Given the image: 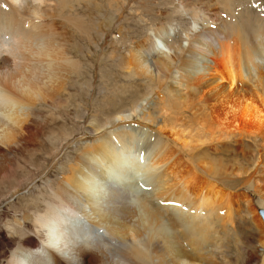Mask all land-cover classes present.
Returning <instances> with one entry per match:
<instances>
[{
    "label": "bare ground",
    "instance_id": "obj_1",
    "mask_svg": "<svg viewBox=\"0 0 264 264\" xmlns=\"http://www.w3.org/2000/svg\"><path fill=\"white\" fill-rule=\"evenodd\" d=\"M106 1L121 17L126 6L123 9L119 2L129 3V0H112L115 4ZM218 1L223 3L213 12L184 4L185 0L173 6L176 13L186 11L187 7L193 20L203 19L205 26L200 30L193 26L192 34L184 43L174 42L172 34L176 28L172 23L156 29L154 26L147 41H142L145 44L133 47L124 60L126 76L148 75V79L169 93L176 112L188 105V97L191 103L195 100L197 105H206L199 101L200 96L193 94L199 88L214 95L222 105L212 122L218 124L220 134L236 132L235 135L244 136L247 133V137L258 135L263 140L260 155L256 156L258 166L253 171L254 178V174L260 173L259 165L264 174V21L256 14L251 15L250 5H245L249 4L248 0ZM82 2L91 4L95 0H0V177L12 166L28 170L31 165L36 166L31 160L49 153L53 165L59 164L60 171L58 180L49 177L47 193L39 194L48 199L37 200L30 214L35 232L29 246L12 245L8 264H108V261L115 264L114 258L122 264H264V235L258 241V248L252 244L248 253L244 249L243 261L238 257L233 262L230 246L225 243L226 239L230 240L224 233L232 230H227L226 224L234 221L232 208L237 194L213 176L216 173L213 164L218 165L220 159L207 162L200 154L198 158L192 152L187 153L183 148L190 142L181 141V136L170 138L162 124L155 131L163 145L157 149V145H149L148 151L141 150L135 144L136 132L140 130V134L149 135L152 129L144 124L156 121L155 116L148 113L141 116L143 125L131 124L129 119L141 112L138 105L111 115L107 123L98 126L104 128L103 134L97 140L85 142L80 154L66 165L56 158L61 148L70 144L71 134L64 126L60 128V151L53 152L60 144L46 148L42 135L47 125L56 124L58 119L63 125H67L69 119L73 126L81 125L72 122L83 117L78 115L81 106L72 93V90L76 93L74 89L80 78L84 73L89 74L85 85L88 90L96 83L91 64L84 65L73 56L75 30L92 38L89 29H83L85 19L82 21L83 17L78 15L77 8ZM137 5L134 13L139 12L144 18ZM209 51L215 60H209ZM195 52L204 57V52L209 55L198 62L199 57L188 55ZM155 54L158 57L151 58ZM221 62L223 70L218 69ZM178 63L180 68H176ZM196 66L198 71L194 70ZM243 68L247 72L246 84ZM177 72H180L179 77ZM169 80L182 82L179 83L182 89ZM150 87L153 88V84ZM201 115L196 114L197 124L209 126L206 118H197ZM167 124L174 129L173 122L167 120ZM86 130L93 134L94 126L93 131L90 127ZM210 132L214 134L215 129L210 128ZM252 156L254 159L255 155ZM99 158L111 164L115 162V171L101 170ZM132 166L146 173L143 180L152 191L144 194L140 188L144 195L140 196L139 191L136 197L141 183L126 179L129 173L124 174ZM199 169L204 171L203 179L198 174ZM252 178L246 179L248 185ZM259 179L264 181V176ZM131 183L136 184L135 189ZM255 190L260 196V206H264V188L256 186ZM241 194L248 203L247 211L257 218L263 232L262 209L259 212L249 196L240 193V198ZM79 201L82 206H76ZM41 203L45 206L43 209ZM75 207H82L77 216L70 213ZM46 220L50 221V231L43 229ZM17 221L20 231L25 230L26 218ZM63 223L68 224L71 231L62 232ZM59 227L61 233H57ZM83 227L90 231L82 230ZM100 229L102 231H97Z\"/></svg>",
    "mask_w": 264,
    "mask_h": 264
},
{
    "label": "rangeland",
    "instance_id": "obj_2",
    "mask_svg": "<svg viewBox=\"0 0 264 264\" xmlns=\"http://www.w3.org/2000/svg\"><path fill=\"white\" fill-rule=\"evenodd\" d=\"M180 1L184 2V0H129L128 4H123L121 1L119 2V6L122 8H125L126 6L122 17L121 13H115V9L109 7L110 3H107L106 0H95V2L91 4L82 2L77 8L78 15L83 17L82 21L85 19L86 22L83 24V29L85 31L89 29L90 34L92 35V40L87 36V34L84 35L83 31H76L73 27L68 25L69 29L75 30V33H73L74 37L72 36V46H74L73 56H76L75 58L78 57L84 65L91 64V73L95 76L96 83L93 87H91L92 89L90 88L91 91L88 90L85 85L90 76L89 74L84 73V75L80 78L79 85H77L76 89H74L76 90V93L72 90V93L75 94L74 100L77 104H79V106H81L82 110L81 113L79 112L80 114L78 113V115L83 116L82 119H79L76 122L72 120V122L81 125L73 126L70 119L68 120V123H66L67 125H63L62 123L64 122L61 119H58L56 124L52 123L45 127L42 139L45 142L46 148L56 147L60 144L62 139L60 128L64 126L67 129V132L71 134L69 146L61 148L60 144L53 150V152L55 150L58 152L60 151L59 148H61V152L56 158L62 159L63 164L66 165L70 159L80 154L79 152L82 150L85 142L97 140L103 134L102 132L104 128H98V126L102 123H107L117 112L129 111L135 107V104L138 105V107L141 108V112L129 119L131 124L137 125L140 123L143 125L144 122H142L141 116L149 114L155 116L156 121L154 122L155 125H153L154 123L145 122L146 124L144 125H147L152 129L149 130L147 128L150 132L149 135L146 136L144 133L140 134V130L136 132L137 138L135 139V144L140 146L141 150L148 151L149 145H153V147L157 145L155 146L156 149L160 147L162 144V138L157 136L158 134L155 130L162 124L168 129L167 134L170 138L176 139L177 136H181V141L188 140L190 142H188L190 145L187 143L188 147L183 148V150H186L187 153L192 152V154L197 157L200 154L207 162H211V160L217 161L220 159L218 161L219 163H217L218 165L212 163L215 165L216 169V173L213 176L220 181L224 187L232 190L234 194H237L236 199L234 200V208H232L234 221L232 224H226L227 230H232H229V233H224V235L228 234L226 237H229L230 240L226 239L225 243L230 246L233 262H235L238 257H240L239 261H243L245 256L242 257L241 255L244 253H241L244 252V249H246V252L248 253L250 249H252V244L258 248L260 246L258 241L262 237L261 235H264V229L263 232H261L259 225L256 222L257 218H254L253 214L251 215V213L247 211L248 203L244 201L245 196L241 194L243 195V199L240 198L241 196L239 197L240 193H244L246 196H249L253 206H256L259 212L260 208H264V206H260V196L255 190L256 186L264 188V181L259 179L260 176H264L262 173L263 167L261 165H259L260 173L254 174V178H252L253 171L255 167L258 166L256 156L260 155L261 143L263 142L262 138L258 135L252 136V134L250 137H247V133L244 134V136L235 135L236 132H233L234 134L232 133V135L231 133L229 135L227 132L220 134L221 132L217 131V128L219 129L218 124H214L212 122H214V116L222 105L217 102L214 95L207 93L203 88L197 89V91L193 94L200 96L199 101L206 102V105H203V107L200 104L197 105L198 102L195 100L192 101V104L191 97H188L186 101V105H188L182 107L176 112L175 105L172 102V98L169 97V93L164 89L159 88L158 86L160 84L153 82L150 78L148 79V75L142 77L126 76V64L124 60L128 59L129 52L133 47L138 44H145L142 41H147L146 38L154 26V29H156V27L158 28L166 23H172L176 28L174 30L175 32L173 31L174 35L172 34V38H174L175 43H184V41L189 38V35L192 34V30L194 29L193 26L198 27V30L205 26L203 19H200L198 22L193 20L187 7L186 11L176 13L175 7L173 6H176V4ZM248 1L249 4L246 2L245 5H250L251 15L252 13L254 15L256 14L262 19V21H264V0ZM110 2L115 4L112 0H110ZM221 3L223 2L218 0H216V2L215 0H185L184 2V4L187 5L194 4L199 8L201 7L207 12L218 10ZM135 4H138L137 6L141 8V12L143 11L142 14L144 15V18L141 14H139V12H137V14L134 13V8L136 7ZM220 12H222V16L225 14L222 8ZM201 17L204 18L205 16L201 15ZM206 20L208 19L206 18ZM236 21H238V19H236ZM64 29L67 30V27H64ZM69 36H71V33H69ZM191 41H193V39ZM204 53L206 57L201 56L198 52H195L193 55L188 53V55L190 54L189 57H199L198 62H202V59L208 58L207 56L210 54V51L209 54L206 52ZM204 53L202 54L204 55ZM210 56H212V58ZM210 56V61L216 59L213 55L210 54ZM153 57H158V55H152L151 58ZM222 64L223 62H221L218 66V69L221 68L219 70L224 69ZM198 66H196L194 70L198 71ZM180 67V63H178L176 68ZM249 67L252 73V63ZM179 70L182 71L181 69ZM243 71L245 75L244 83L246 84L247 72L245 71V68H243ZM179 75L180 72H177V77H179ZM170 81L171 80H169V83L176 85L177 88L180 86V89H182L183 85L179 84L182 82L177 83V80H174L175 82ZM152 84L153 88L150 87ZM104 86H107L108 88L106 91L103 89ZM136 101L137 103H135ZM193 108H195L196 112ZM202 110L203 112L201 115ZM195 113L201 115L197 116L199 120L206 118L209 126L203 127L201 124H197L198 120L196 119ZM167 120H170L175 124L174 129H170L167 124ZM92 121L95 123L91 124ZM92 125L94 126V131ZM86 127H90L93 134L89 133L86 130ZM210 128L215 129L214 134L213 132H210ZM202 135L205 136V138L201 139L199 137ZM137 139L141 141H138ZM192 139L197 143H195ZM200 139L201 141L203 140V144ZM63 144H65V142ZM179 144H181V142H179ZM198 144L200 145L197 147L194 146ZM49 154L48 156L47 154H43L40 155L41 158H34L31 160L36 166L31 165L28 170L17 169L15 166H12L7 173L0 177V264H8L10 253L12 251V245L14 247L19 245L27 247L29 246V240L34 237L35 228L32 224V217L30 214L36 208L37 200L48 199L47 196L39 194L47 193V181L49 180V177L54 176V179L58 180L60 176L58 168L59 164L53 165ZM253 154L255 155L254 159L252 158ZM99 159L98 167H100L104 172H111L112 170L114 172L117 168L116 165L113 166L115 162L111 164L106 160ZM110 164L112 166H110ZM108 166L109 168L105 169V167ZM127 173L129 172H126L125 174ZM203 173L204 171L199 169L198 174L202 175ZM144 175L145 172L142 171L141 177L144 178L146 176ZM130 176V173L128 176L126 175V179H135L136 181H139L137 177H131V179ZM29 177L31 178L28 179ZM248 177L253 179L249 182L250 185H248L246 181ZM143 182L144 185H147L145 180H143ZM140 188L141 185L137 190L136 197L140 194V196H142L147 191L153 190L147 189V186H144L141 188V190L143 189V194L141 193ZM129 195L130 197L133 196L131 190H129ZM40 206L42 209L45 207L42 203ZM53 209L54 208L50 211H53ZM136 209L139 212V208L136 207ZM20 218H26L27 221V225L24 226L25 230L22 231H20V226L17 221ZM261 219H263V217ZM262 224L264 225L263 222ZM237 228L240 230L235 234L234 230ZM43 229L45 231H50V221L46 220L44 222ZM97 231L102 230L100 229ZM5 238L9 239V241L5 240ZM114 260L115 264H122L121 260L117 258H114Z\"/></svg>",
    "mask_w": 264,
    "mask_h": 264
},
{
    "label": "water",
    "instance_id": "obj_3",
    "mask_svg": "<svg viewBox=\"0 0 264 264\" xmlns=\"http://www.w3.org/2000/svg\"><path fill=\"white\" fill-rule=\"evenodd\" d=\"M261 213H262V214H263V216H264V209H262V210H261Z\"/></svg>",
    "mask_w": 264,
    "mask_h": 264
}]
</instances>
